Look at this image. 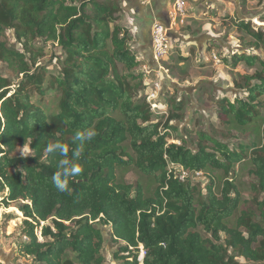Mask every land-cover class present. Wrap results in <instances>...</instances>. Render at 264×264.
I'll return each mask as SVG.
<instances>
[{"label":"trees","instance_id":"obj_1","mask_svg":"<svg viewBox=\"0 0 264 264\" xmlns=\"http://www.w3.org/2000/svg\"><path fill=\"white\" fill-rule=\"evenodd\" d=\"M123 16L120 0H0V64L23 76L13 89L0 74V208L22 214L7 216L0 230L21 219L12 233L16 254L33 264H105L107 226L123 244L119 264H264V59L235 56L232 66L254 69L237 85L248 96L220 102L226 124L260 125L259 142L233 151L201 135L211 146L194 151L169 143L170 124L182 115L171 113L163 124L138 99L143 80L134 71L141 62ZM238 27L264 54V31ZM7 31L23 52L2 41ZM37 41L61 49L57 74L35 68ZM89 128L96 135L76 161L82 173L70 179V192H60L51 177L61 157L44 148L59 140L75 149L76 131ZM26 145L30 155L14 156ZM170 165L208 175L205 197L199 183L175 178ZM240 165L251 167L254 210L240 209ZM131 168L155 184L150 194L119 180L118 170Z\"/></svg>","mask_w":264,"mask_h":264},{"label":"rangeland","instance_id":"obj_2","mask_svg":"<svg viewBox=\"0 0 264 264\" xmlns=\"http://www.w3.org/2000/svg\"><path fill=\"white\" fill-rule=\"evenodd\" d=\"M188 18L184 23L169 24L168 40L171 45L168 56L159 61L149 55L146 47H139L132 37L131 49L141 62L134 71L142 76V88L138 99H145L154 112V120L165 123L171 113L182 115L171 122L169 143L184 145L196 151L203 142L201 135H209L216 141L225 144L231 150H238L240 145L259 142V126L252 125L241 129L226 124L221 116L222 100L235 102L247 99V89L241 77L252 75L254 69L247 68L242 62L233 65V58L238 55L258 56L264 59L262 51L253 46L252 37L238 27L240 22L250 23L255 31H264V0H185ZM172 5H169L168 11ZM166 21H169L167 16ZM122 25L129 28V21L124 14ZM130 29V28H129ZM10 48L23 52L12 31H7L2 38ZM39 56L38 67H45L52 74L58 72V61L61 49L54 43L44 44L37 41L35 45ZM43 49L42 51H40ZM144 52L140 59L139 55ZM216 56V59L214 58ZM33 69V72L35 71ZM0 74L10 78L16 89L23 81L22 75L14 73L7 64H0ZM176 108H180L178 111ZM264 116V109H263ZM28 145L19 147L14 154L17 157L30 155ZM248 165L236 166L239 172L238 188L243 196L242 211L254 210L252 185L255 180ZM222 174L217 175L216 193L219 194ZM119 180L129 184H142L147 193L155 189V184L134 169L118 170ZM208 175L194 179L200 184L202 198L206 195L204 186L209 182ZM22 214L16 206L9 209L0 208V225L6 222L7 216ZM4 233L0 230V264H33L30 258L18 256L16 237L12 236L21 219L12 218ZM105 264H119L116 255L123 247L112 236L110 226L103 227ZM142 249V247H140ZM143 251H140L141 259ZM127 255V254H121ZM120 255V256H121ZM241 264H260L238 259ZM142 262V261H141Z\"/></svg>","mask_w":264,"mask_h":264},{"label":"crops","instance_id":"obj_3","mask_svg":"<svg viewBox=\"0 0 264 264\" xmlns=\"http://www.w3.org/2000/svg\"><path fill=\"white\" fill-rule=\"evenodd\" d=\"M123 11L129 21V30L135 39V44L139 47H146L150 57L154 59L152 52V27L155 22H167L168 7L170 0H155L151 6L144 7L140 0H120ZM144 52L139 55L140 59Z\"/></svg>","mask_w":264,"mask_h":264},{"label":"clouds","instance_id":"obj_4","mask_svg":"<svg viewBox=\"0 0 264 264\" xmlns=\"http://www.w3.org/2000/svg\"><path fill=\"white\" fill-rule=\"evenodd\" d=\"M96 132L89 128L85 130H77L73 138V143H77L75 149H71L70 145L57 140L56 142H47L44 151L46 153H57L61 159L58 161L57 170L53 173L51 179L55 187L60 192H70V179L82 173V167L76 161L80 158L84 151L85 145L91 141ZM71 150L72 155L69 156Z\"/></svg>","mask_w":264,"mask_h":264},{"label":"built area","instance_id":"obj_5","mask_svg":"<svg viewBox=\"0 0 264 264\" xmlns=\"http://www.w3.org/2000/svg\"><path fill=\"white\" fill-rule=\"evenodd\" d=\"M155 0H140V3L144 7H149ZM170 5H172L171 10L168 12V22H155L152 27L151 43H152V52L154 60L159 61L168 56L171 45L168 40V25H177V22L184 23L188 18L186 11V2L185 0H170ZM216 59V56H214ZM170 172L175 175V178L180 181H186L187 179H196L203 175L202 173H190L186 171L183 167L179 165H170ZM142 247V246H141ZM143 251V247L141 249ZM144 255V251L142 253ZM142 255L139 261H143L144 256Z\"/></svg>","mask_w":264,"mask_h":264},{"label":"bare ground","instance_id":"obj_6","mask_svg":"<svg viewBox=\"0 0 264 264\" xmlns=\"http://www.w3.org/2000/svg\"><path fill=\"white\" fill-rule=\"evenodd\" d=\"M144 256V255H143Z\"/></svg>","mask_w":264,"mask_h":264}]
</instances>
